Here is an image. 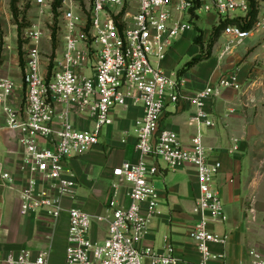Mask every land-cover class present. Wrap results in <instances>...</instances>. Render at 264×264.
I'll use <instances>...</instances> for the list:
<instances>
[{"label": "built area", "instance_id": "built-area-1", "mask_svg": "<svg viewBox=\"0 0 264 264\" xmlns=\"http://www.w3.org/2000/svg\"><path fill=\"white\" fill-rule=\"evenodd\" d=\"M53 1L35 0L40 16L52 13ZM76 2L62 0L58 8L62 51L47 64L42 54L46 30L41 22L27 28L25 101L13 100L16 80L0 78V110L7 126L20 133L22 156V182L7 171L2 178L7 189L18 193L20 213L40 215L55 227L67 211L65 264H181L169 237L161 251L141 243L149 234L150 221L162 214L153 183L160 174V161L171 170L190 164L196 169L199 188L193 207L197 220L190 233L199 253L194 264H214L225 258V253L212 250V244L226 245L230 236L211 228L228 220L214 187L222 163L210 160L201 129L215 124L207 101L220 97L225 89H238V75L235 71L223 74L187 99L197 128L187 147L174 130L161 126L168 104L184 98L186 80L177 73L166 74L160 62L179 37L194 29V21L203 12L228 19L246 17L251 1L90 0L86 13ZM237 12L240 15L232 16ZM263 26L264 12L249 31L227 25L221 56L243 45ZM130 105L143 108L135 122L140 158L113 168L106 213L94 215L78 206L66 207L65 201L76 198L79 186L68 160L99 145L103 129L114 124L115 111ZM105 222L107 236L93 240V225ZM49 255L50 250L34 253L23 248L7 253L3 263L49 264ZM240 264H264V254L252 250L249 260Z\"/></svg>", "mask_w": 264, "mask_h": 264}, {"label": "crops", "instance_id": "crops-1", "mask_svg": "<svg viewBox=\"0 0 264 264\" xmlns=\"http://www.w3.org/2000/svg\"><path fill=\"white\" fill-rule=\"evenodd\" d=\"M263 32L264 26L251 33L250 37H258L257 44L246 46L244 50L236 48L224 56H221V52L225 41L220 43L219 39L209 59L180 74L186 80L184 98L177 104L169 103L161 121L162 127L174 130L185 146H191L197 128L191 121L194 108L187 99L208 84L216 83L223 74L236 71L239 88L225 89L220 97L207 101L206 107L215 124L201 129L210 160L222 163V169L214 179V187L223 200L228 216L227 222L213 224L211 228L219 234L228 233L230 236L226 245L212 244L215 253L226 255L214 264H240L249 260L252 250L264 254V189L261 187L264 181V103L260 102L264 92V74L258 67L250 72L264 53ZM182 41L160 62L161 69L168 75L179 74L183 68L176 66L179 57L177 45ZM190 51L196 53L195 47ZM0 72V78L9 77L6 62L0 66ZM15 80L18 87L13 100L22 103L23 82ZM142 115L140 105L117 109L114 124L105 130V144L97 145L84 158L68 160V167L75 174L79 186L76 198L65 201L66 207L78 206L94 215L106 213L109 189L114 180L113 168L126 160L136 162L140 158L135 148V122ZM19 137L18 131L7 126V117L0 110V264H4L7 253L23 248L34 253L50 250L51 264L59 224L63 230L62 264H65L69 223L67 211L63 212L58 227H54L50 221L48 224L40 215H22L18 193L7 189L2 178V172L7 171L22 182ZM124 138L125 143L122 142ZM169 174L176 176L173 175L167 182ZM161 180L165 182V189L157 190L162 214L150 221L149 234L141 246H152L161 251L165 237H169L176 255L182 260L181 264H194L199 258L196 243L190 237L197 220L193 213L199 193L196 169L188 164L171 170L160 161V174L153 179L154 186ZM107 233L108 223H95L91 237L101 241Z\"/></svg>", "mask_w": 264, "mask_h": 264}, {"label": "rangeland", "instance_id": "rangeland-1", "mask_svg": "<svg viewBox=\"0 0 264 264\" xmlns=\"http://www.w3.org/2000/svg\"><path fill=\"white\" fill-rule=\"evenodd\" d=\"M81 11L87 12V9L89 8L90 5V0H77L76 2ZM19 8L22 11L21 16H20V21H22V15H25V19L22 22H25L27 24L26 27H24L22 35L19 36L18 33V23L16 21L15 16L13 15L11 9H10V0H0V61L3 64L6 62V65L8 66V69L10 70L9 77L13 78L14 80L17 79L19 81L23 82V73H24V68L20 65V52H19V37H21L23 42L22 50H23V57L25 59V54H26V30L27 28L35 23V22H41L44 29L47 32V36L43 38L42 40V54L45 60V63L49 62L51 59L56 57L61 51H62V41L61 37L59 35V29L61 28V19L60 15L55 18L53 11L52 13L49 12L47 15L40 16L39 13V7L35 4V0H20L19 2ZM264 12V0L260 2L259 5V14L257 20L261 17L262 13ZM234 15H240L239 12L232 14ZM221 19H228L226 17H223L221 15L216 14L215 12H203V15L198 16V18L194 21V29L189 31L187 34L182 35L177 39V41L174 43L173 47L176 46V44L180 42L177 45V68H182L192 57L195 55L200 54L203 52L204 54H213V50H215L217 42L214 44L213 48L209 47V42L212 37V30L213 26L217 25ZM54 25H57L58 28V41H57V48L54 49L53 47V41H52V27ZM264 33V32H263ZM197 35H201L202 37V43H203V49L196 44L194 41V38ZM226 36L224 34L221 35L220 43L226 40ZM253 37H248L243 45H240L238 50H244L246 46H253L257 44L258 37L253 38ZM264 38V35H263ZM195 47L196 53L192 54L190 51L191 49ZM172 48L168 51V53L172 50ZM264 50V47H263ZM192 54V56H191ZM175 56V55H174ZM1 64V65H2ZM0 65V66H1ZM256 67L260 69V71L264 74V53L263 56L258 58V60L254 63L253 68L250 70H254ZM236 72V71H235ZM0 74H2L0 72ZM23 101H25L26 97V86L23 84ZM260 102L264 103V92L260 97ZM91 126V125H90ZM107 127L103 129V133L100 137V144L103 145L105 144L106 141H104L105 137V130ZM104 141V142H103ZM88 153V152H87ZM85 154L81 157H85L88 154ZM173 175L175 174H169V177L167 178V182L173 178ZM176 176V175H175ZM89 180H92L91 177L88 178ZM169 179V180H168ZM264 180V179H263ZM156 189H165V182L163 180L159 181L156 183ZM261 187L264 189V181L261 184ZM88 191V190H87ZM92 193V191H91ZM95 196V195H94ZM97 197V195H96ZM48 224L50 222L46 221ZM58 227V226H57ZM57 234L55 236L54 240V249H53V258H52V263L51 264H62L63 261V249H64V237H63V230L60 227L56 229ZM164 231H161V234H163Z\"/></svg>", "mask_w": 264, "mask_h": 264}, {"label": "trees", "instance_id": "trees-1", "mask_svg": "<svg viewBox=\"0 0 264 264\" xmlns=\"http://www.w3.org/2000/svg\"><path fill=\"white\" fill-rule=\"evenodd\" d=\"M251 1V10L249 12V14L246 17H236V18H232V19H221V21L217 24L213 26V30H212V37L210 39L209 42V47L210 50L211 48H213L214 44L216 42H218L219 38L222 35L223 30L225 29V27L229 24L232 25H237L239 27H241L243 30L249 31L251 30L254 25L256 24V22L258 21V14H259V5L260 2L263 0H250ZM19 2L20 0H10V9L13 13V15L16 18V21L18 23V33L19 36L22 35L23 29L24 27L27 26V24L25 22H22L26 17L23 14L22 15V21H20V16L22 11L19 8ZM61 2L62 0H54L53 4H52V11L54 14V17L57 18L59 16V10L58 8L61 6ZM19 52H20V65L24 68L25 65V59L23 57V50H22V46H23V42L21 37H19ZM52 41H53V47L54 49L57 48V41H58V28L57 25H54L52 27ZM194 41L196 42V44H198L201 48L203 47V43H202V37L201 35H197L194 38ZM203 49V48H202ZM211 55V51L210 54H204L203 52H201L198 55H195L190 61H188L183 68L179 71V74H182L183 72H185L187 69L199 64L200 62L209 59ZM1 61H0V65H1Z\"/></svg>", "mask_w": 264, "mask_h": 264}]
</instances>
